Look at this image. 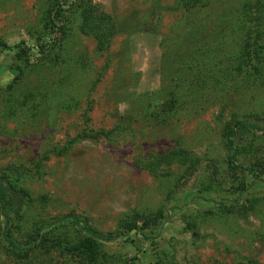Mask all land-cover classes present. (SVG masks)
I'll list each match as a JSON object with an SVG mask.
<instances>
[{
    "label": "rangeland",
    "instance_id": "374dc122",
    "mask_svg": "<svg viewBox=\"0 0 264 264\" xmlns=\"http://www.w3.org/2000/svg\"><path fill=\"white\" fill-rule=\"evenodd\" d=\"M65 1L53 33L48 0H0V43L25 47L0 52V175L30 197L12 235L73 212L101 233L150 229L101 244L107 264H264V185L223 206L193 199L246 183L224 128L264 125V0ZM81 4L111 21L102 47L78 28ZM236 143L264 179V136L241 129ZM175 148L193 163L146 165ZM0 264L81 262L57 247L14 258L0 241Z\"/></svg>",
    "mask_w": 264,
    "mask_h": 264
},
{
    "label": "trees",
    "instance_id": "16d2710c",
    "mask_svg": "<svg viewBox=\"0 0 264 264\" xmlns=\"http://www.w3.org/2000/svg\"><path fill=\"white\" fill-rule=\"evenodd\" d=\"M65 0H48L47 17L50 32L58 33L57 20L61 17L63 9L62 4ZM183 7L189 10L190 7L198 4L203 5L208 3V0H183ZM74 0H69L67 8H71ZM82 5V4H81ZM80 9V22L78 28L80 32H89L93 34L98 47L105 44L107 32L111 28V21L105 14L96 13L89 4L82 5ZM54 40V39H53ZM53 40L38 41L37 48L39 52L44 53L48 45L53 44ZM15 50L23 53L25 47L22 42H17L11 46L0 43V52L7 50ZM247 60H250L251 52L246 48L243 51ZM13 73L16 70H12ZM186 88V86L184 87ZM174 99H171L172 102ZM173 106L169 105V108ZM245 129L251 133L259 136H264V125L249 119L233 120L224 128V138L226 141L227 154L226 163L236 169L245 171L247 180L245 185L240 188L234 196L220 197L217 199L204 197L198 194L193 196V199H201L212 202L216 205L223 206L224 203L235 201L244 192H247L255 187L257 183L264 185V179L259 177L250 166L242 164L237 161V132ZM177 162L185 164L188 162L192 164V160L187 156L186 151L180 148L171 149L163 154H159L152 162H147L146 165H157L159 163L169 164ZM30 200V197L22 188L15 187L5 175H0V241L8 248L10 254L14 258H21L27 253L35 251L38 248H53L62 249L67 254L77 256L81 264H107L104 254L101 253L100 245L103 243H113L121 239L127 232L132 231L141 239H149L150 230L145 225L129 224L125 231H118L115 233H101L92 228L87 219L77 213L69 212L63 215L51 216L45 219H40L34 222L33 230L29 238L24 242H19L11 232L13 220L17 219L18 214L23 207L25 201ZM168 210V209H167ZM168 213L165 211L161 218L166 220ZM69 227V231H73L74 241L71 242L69 237L63 234V228ZM148 229V230H147ZM104 259V263L102 261Z\"/></svg>",
    "mask_w": 264,
    "mask_h": 264
}]
</instances>
